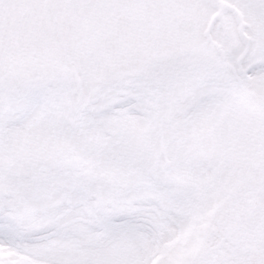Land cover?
<instances>
[{"label":"snow or ice","instance_id":"obj_1","mask_svg":"<svg viewBox=\"0 0 264 264\" xmlns=\"http://www.w3.org/2000/svg\"><path fill=\"white\" fill-rule=\"evenodd\" d=\"M0 264H264V0H0Z\"/></svg>","mask_w":264,"mask_h":264}]
</instances>
